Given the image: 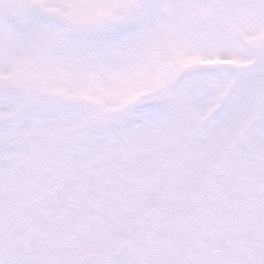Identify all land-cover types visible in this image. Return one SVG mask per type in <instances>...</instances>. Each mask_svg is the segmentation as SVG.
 Wrapping results in <instances>:
<instances>
[{"label":"snow or ice","instance_id":"6c2138e0","mask_svg":"<svg viewBox=\"0 0 264 264\" xmlns=\"http://www.w3.org/2000/svg\"><path fill=\"white\" fill-rule=\"evenodd\" d=\"M0 264H264V0H0Z\"/></svg>","mask_w":264,"mask_h":264}]
</instances>
